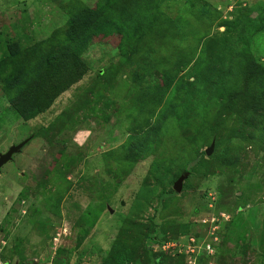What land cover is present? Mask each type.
Here are the masks:
<instances>
[{"label": "rangeland", "instance_id": "rangeland-1", "mask_svg": "<svg viewBox=\"0 0 264 264\" xmlns=\"http://www.w3.org/2000/svg\"><path fill=\"white\" fill-rule=\"evenodd\" d=\"M23 140L0 264H264V0H0Z\"/></svg>", "mask_w": 264, "mask_h": 264}, {"label": "water", "instance_id": "water-1", "mask_svg": "<svg viewBox=\"0 0 264 264\" xmlns=\"http://www.w3.org/2000/svg\"><path fill=\"white\" fill-rule=\"evenodd\" d=\"M25 142L26 140L20 141L19 143L8 147L7 151H5L4 153H0V167L11 158L13 153L19 151L20 148L25 144ZM187 175L188 172L185 171L174 181L172 185L174 191L179 192L181 190L182 182L187 177Z\"/></svg>", "mask_w": 264, "mask_h": 264}, {"label": "built area", "instance_id": "built-area-1", "mask_svg": "<svg viewBox=\"0 0 264 264\" xmlns=\"http://www.w3.org/2000/svg\"><path fill=\"white\" fill-rule=\"evenodd\" d=\"M194 238L193 237H190L186 244H185V249L187 250V253H191V252H194L195 251V247L196 245L194 244ZM205 250L208 252V253H211L213 251V248L211 247V245L209 243H206L205 244ZM190 262H193V260H190ZM195 262V261H194Z\"/></svg>", "mask_w": 264, "mask_h": 264}]
</instances>
